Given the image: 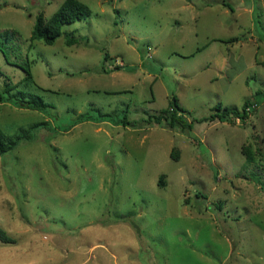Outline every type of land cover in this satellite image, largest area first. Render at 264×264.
Listing matches in <instances>:
<instances>
[{
	"label": "rangeland",
	"instance_id": "obj_1",
	"mask_svg": "<svg viewBox=\"0 0 264 264\" xmlns=\"http://www.w3.org/2000/svg\"><path fill=\"white\" fill-rule=\"evenodd\" d=\"M81 1L91 15L46 44L30 39L36 16L64 0H0V30L19 32L0 87L52 105L0 101L8 134L47 122L0 157V228L15 240L0 239V264H264V0ZM240 44L238 68L252 64L229 82L237 69L216 59ZM172 94L190 118L254 107L193 130L146 124Z\"/></svg>",
	"mask_w": 264,
	"mask_h": 264
},
{
	"label": "trees",
	"instance_id": "obj_2",
	"mask_svg": "<svg viewBox=\"0 0 264 264\" xmlns=\"http://www.w3.org/2000/svg\"><path fill=\"white\" fill-rule=\"evenodd\" d=\"M90 15V7L81 0H64L58 9L51 15V17H46L43 12H40L36 16V21L32 29L30 39L32 41L36 39H42L46 44H54L56 40L64 33V25L74 23L78 20L87 19ZM65 34L68 45H73L77 42V38L75 36L68 32ZM18 35L19 32L17 30H0V52L3 53L7 61L9 60V57L6 52V48H8L10 41L16 36L18 37ZM108 59L109 55L106 54L105 61ZM29 63L30 62L27 61V66H23V70L25 71V76L23 79L27 83L34 81L33 73ZM122 67L123 65H115L113 68L105 66L104 69L106 71H113L114 69L120 70ZM0 101L14 102L19 107L38 110H45L47 107L52 106L51 104L45 102L42 96L38 94H31V92H26L25 89H18L17 85L13 84L9 78H7V81L4 83V85L0 87ZM253 105V102L250 99H247L241 109L237 106L222 107V105H219L213 108L214 112L209 116H204L201 118H189L188 115L190 112L180 104L178 97L175 94H172L169 99L168 106L160 110L158 113L148 115V118L145 119V121L148 125L165 123L171 127L178 126L183 130H193L195 123L215 120L216 118L226 120L227 118H230L234 115L246 120L252 113L251 106ZM46 123L47 122L41 121L34 123L29 127H20L18 131L13 134L6 133L0 126V157L17 147L22 140L31 139L33 136L31 131ZM128 123L134 124L135 122ZM250 151L251 150L249 146H245L243 148V152L247 156V161L251 163L254 161L255 154L251 153ZM159 184L163 185L162 178H160ZM0 239L5 243L15 242V240L10 239V237L7 236L5 231L1 228Z\"/></svg>",
	"mask_w": 264,
	"mask_h": 264
},
{
	"label": "crops",
	"instance_id": "obj_3",
	"mask_svg": "<svg viewBox=\"0 0 264 264\" xmlns=\"http://www.w3.org/2000/svg\"><path fill=\"white\" fill-rule=\"evenodd\" d=\"M235 40H238V38L233 39V41H235ZM231 47L234 48L235 46L231 45ZM241 47H242V44H240L239 47H236V49L234 48V50L232 52V55H228V54L225 55L223 52H219L218 53V56H217V59H216V67L218 69V72H222L223 73L224 70L227 71V67H232L233 65L237 69V70H234V72H230V73H226V74L222 75V76H224L223 78H228L229 82H233V80L237 79L235 77L236 73L244 72V70L249 68L250 64H252L251 62H244L245 63L244 67L238 68L237 62H239V60L243 56V54L241 52V50H242ZM198 50H200V49H198ZM233 61H234V63H233ZM248 63H250V64H248ZM220 105H222V104H220ZM228 107H233V106H228Z\"/></svg>",
	"mask_w": 264,
	"mask_h": 264
},
{
	"label": "built area",
	"instance_id": "obj_4",
	"mask_svg": "<svg viewBox=\"0 0 264 264\" xmlns=\"http://www.w3.org/2000/svg\"><path fill=\"white\" fill-rule=\"evenodd\" d=\"M252 107H254V105H253V106H251V109H252Z\"/></svg>",
	"mask_w": 264,
	"mask_h": 264
}]
</instances>
